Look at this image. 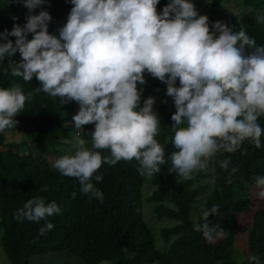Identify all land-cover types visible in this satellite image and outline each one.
<instances>
[{
    "label": "clouds",
    "instance_id": "clouds-1",
    "mask_svg": "<svg viewBox=\"0 0 264 264\" xmlns=\"http://www.w3.org/2000/svg\"><path fill=\"white\" fill-rule=\"evenodd\" d=\"M18 2L27 9L25 23L0 31V62L9 61L5 74L24 81L35 76L41 85L36 92L58 97L62 104L77 102L72 117L77 130L94 123L91 147L81 139L74 152L58 156L52 165L61 175L77 178L79 191L89 199L103 202V192L92 182L102 180L94 173L103 163L135 159L138 173L149 177L166 163L165 148L157 139L161 121L153 107L155 97L144 98L141 106L143 88L137 85L146 83L145 72L166 84L165 94L173 100V151L167 162L169 174L179 182H190L218 153H234L246 140L261 147L264 45H257L245 30L233 31L222 23L209 26L193 0H168L159 12L160 0H68L72 7L57 35L48 31L53 18L41 7L46 0ZM256 19L264 23V14ZM17 52L19 61L12 59ZM31 96L20 87H0V133L15 127L14 117ZM219 165L231 183L238 169L230 167V158ZM253 187L264 200V175L254 177ZM219 208H205L201 222L193 223V230L209 242L224 235L209 220ZM60 212L55 201L33 197L16 210L14 219L39 222ZM53 227L47 221L40 234ZM247 260L264 264L258 254Z\"/></svg>",
    "mask_w": 264,
    "mask_h": 264
},
{
    "label": "trees",
    "instance_id": "trees-1",
    "mask_svg": "<svg viewBox=\"0 0 264 264\" xmlns=\"http://www.w3.org/2000/svg\"><path fill=\"white\" fill-rule=\"evenodd\" d=\"M222 2L212 0V17ZM167 3L160 0L157 11ZM41 7L53 18L48 31L58 35L72 5L68 0H46ZM41 7L33 14H38ZM26 12L18 0H0V31L11 30L14 23L23 25ZM259 12L264 14V1L258 4L245 0L241 23L257 45H264V23L256 19ZM13 16L18 20L13 21ZM211 21L210 18L209 26ZM31 36L29 33L28 38ZM10 39L14 41L15 37ZM20 58L19 52L12 57L16 61ZM8 63L0 62V87H20L25 94L32 93L24 109L14 117L15 127L0 133V241L10 264H29L35 255L61 251H69L85 264L106 260L111 264H248L252 254L264 260V200L257 198L258 190L253 187L254 177L264 175V133L260 148L246 140L234 153H218L207 169L193 174L190 182H179L174 173L169 174L167 162L173 151V100L169 101L165 94L166 84L145 72L146 83L137 85L143 88L141 106L144 98L155 97L153 107L161 121L157 139L165 148L166 163L151 177L138 173L139 162L135 159L115 165L103 163L94 173L102 180L92 181L103 192V202L89 199L79 191L78 179L61 175L48 156L49 146L69 144L77 132L72 117L78 103L62 104L58 97L36 92L40 81L35 76L32 81H24L5 74ZM258 122L264 127V116ZM18 129L30 136L38 148L22 149L26 140L15 139ZM93 129L94 123L83 126L82 139L88 147L91 138L85 133ZM97 151L110 154L108 149ZM224 158H230V167L238 169L231 183L227 182L228 172L219 165ZM200 180L207 181L198 185ZM42 187L46 190L41 191ZM33 197H42L45 203L55 201L61 212L39 222L14 219L16 210ZM214 204L220 208L217 214H210L211 222L231 214L235 223L222 237L209 242L193 230V223L201 222L202 211ZM148 208L150 218L157 223H151ZM47 221L54 227L41 235L40 228Z\"/></svg>",
    "mask_w": 264,
    "mask_h": 264
},
{
    "label": "rangeland",
    "instance_id": "rangeland-1",
    "mask_svg": "<svg viewBox=\"0 0 264 264\" xmlns=\"http://www.w3.org/2000/svg\"><path fill=\"white\" fill-rule=\"evenodd\" d=\"M244 1L245 0H223V2L220 4V6L217 9V14L212 17L211 15V4L212 0H193L194 6L198 12V15L201 17L206 18L207 22L211 18L212 21L210 25L215 23H222L225 26H231L233 31H238L240 29H243L242 23H241V11L244 7ZM264 0H254V2L258 4H263ZM261 14L260 12L258 15ZM263 24V23H262ZM209 34H211V30H209ZM171 97H169V101H171ZM94 130V129H93ZM88 131V133H85V137H89L91 135V132ZM17 136H15L16 140H26V143L22 146V149L25 151H32L34 148H38V145L36 146V142H34L30 136L24 135L22 130L18 129L17 132H15ZM82 130H77V132L74 134V137L71 138L69 141V144L63 145L61 147L58 146H49L48 151L49 153V159L54 162V160L62 155L67 154L69 152H74L76 147L78 146V142L82 139L83 134ZM49 143V142H48ZM48 146V145H47ZM207 180H200L199 184H204ZM148 217H151V209L148 208ZM1 219V216H0ZM151 223H157L156 219L150 218ZM213 223H217L221 229L225 231H228L231 229L235 223L234 216L224 215L218 218V220L214 221ZM1 235V231H0ZM0 264H10L8 257L4 253L2 247H1V241H0ZM29 264H85L81 259L74 257L70 255L69 251H61V252H54V253H46V254H38L31 258ZM97 264H111V261H102ZM222 264V263H220Z\"/></svg>",
    "mask_w": 264,
    "mask_h": 264
}]
</instances>
